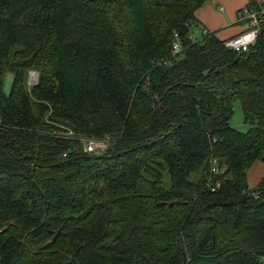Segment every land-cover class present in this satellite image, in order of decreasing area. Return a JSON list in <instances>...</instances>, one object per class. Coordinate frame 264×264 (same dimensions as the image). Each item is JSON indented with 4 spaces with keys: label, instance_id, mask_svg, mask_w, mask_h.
Listing matches in <instances>:
<instances>
[{
    "label": "trees",
    "instance_id": "obj_1",
    "mask_svg": "<svg viewBox=\"0 0 264 264\" xmlns=\"http://www.w3.org/2000/svg\"><path fill=\"white\" fill-rule=\"evenodd\" d=\"M210 1L0 0V264H264V29Z\"/></svg>",
    "mask_w": 264,
    "mask_h": 264
},
{
    "label": "crops",
    "instance_id": "obj_2",
    "mask_svg": "<svg viewBox=\"0 0 264 264\" xmlns=\"http://www.w3.org/2000/svg\"><path fill=\"white\" fill-rule=\"evenodd\" d=\"M247 0H212L198 13L200 24L216 37L225 41L242 31V27L236 24V16L240 9L244 8ZM264 178V164L256 162L250 168L247 181L251 187L256 186Z\"/></svg>",
    "mask_w": 264,
    "mask_h": 264
},
{
    "label": "built area",
    "instance_id": "obj_3",
    "mask_svg": "<svg viewBox=\"0 0 264 264\" xmlns=\"http://www.w3.org/2000/svg\"><path fill=\"white\" fill-rule=\"evenodd\" d=\"M236 22L242 27V31L236 36L223 42V45L234 52L246 53L255 44L259 33L264 29V0H255L250 6H245L237 13ZM182 45L177 35L171 47V54L175 57L182 53ZM89 151H92L90 148ZM217 173L216 169H212Z\"/></svg>",
    "mask_w": 264,
    "mask_h": 264
},
{
    "label": "rangeland",
    "instance_id": "obj_4",
    "mask_svg": "<svg viewBox=\"0 0 264 264\" xmlns=\"http://www.w3.org/2000/svg\"><path fill=\"white\" fill-rule=\"evenodd\" d=\"M197 17H198V14H197ZM236 18H237V16H236ZM236 24L238 26H240L239 23L236 22ZM36 78H37L36 73H34V72L30 73L29 74V84H34L36 82ZM9 84H10V76H7L6 81H5V88H4L5 91H7L9 89ZM230 124L233 128L237 129L240 132H246L247 131V126L243 122V114H242L241 106L238 102H236L234 105V114H233V117H232ZM87 145H86V147H87ZM104 146H106V143L105 144H101V142H98V143L93 142V144L90 143L89 147L87 148V152H89V149L91 148L92 151H90V152H93V153L97 152V154H98L101 151H103Z\"/></svg>",
    "mask_w": 264,
    "mask_h": 264
}]
</instances>
